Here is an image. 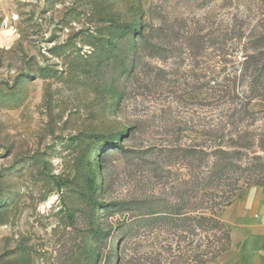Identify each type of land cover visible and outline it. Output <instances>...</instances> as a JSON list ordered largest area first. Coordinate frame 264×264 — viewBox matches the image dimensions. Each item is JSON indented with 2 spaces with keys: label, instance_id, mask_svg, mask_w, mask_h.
<instances>
[{
  "label": "rangeland",
  "instance_id": "rangeland-1",
  "mask_svg": "<svg viewBox=\"0 0 264 264\" xmlns=\"http://www.w3.org/2000/svg\"><path fill=\"white\" fill-rule=\"evenodd\" d=\"M243 28L264 0H0V264L232 263L192 219L219 209L210 154L240 129L264 166L263 117L229 118ZM233 179L264 190V168Z\"/></svg>",
  "mask_w": 264,
  "mask_h": 264
},
{
  "label": "trees",
  "instance_id": "trees-1",
  "mask_svg": "<svg viewBox=\"0 0 264 264\" xmlns=\"http://www.w3.org/2000/svg\"><path fill=\"white\" fill-rule=\"evenodd\" d=\"M114 26V25H111ZM140 24L133 23L124 26V31L132 33L133 35H137L135 38V42L139 43V39L147 38L148 35H142L141 31H139ZM242 45H241V56L238 60L233 59V56L229 54L231 60L228 62L232 64L234 67V72H239L238 76H234V79L239 81L240 84L244 87V90L239 93L238 95L242 96V99H238L239 102L232 104L230 118V124L237 128L238 124H242L244 121L248 119L251 121H255L257 117L264 119V106L257 111H251L249 109L251 103L256 100L257 98H261L263 101L264 99V31L263 32H251V30L247 31L246 28L242 29ZM111 38H108L102 43L105 47H113L115 48L114 42L111 41ZM134 48V45H133ZM153 49H158L157 46H153ZM233 93V94H232ZM232 95L237 97V94L232 91ZM236 139H232L230 149H223L218 147L217 149L213 150L210 156L214 157L210 169L208 168V181L210 184L218 187H228V191L225 194L220 193V196L215 197L217 199V203L212 201V205H217L219 209L210 210L209 214L206 218H202L201 216L195 215L192 221L198 225L200 222L206 221L207 228L211 229L213 232L219 233V236L216 237L217 246L215 250L221 249V245L231 240L230 238V230L229 226L221 221L219 218V212L221 209L229 206L235 199V192L237 191V185H235L236 179H233V176H238L246 172L257 171L258 169L264 168L263 164H250L249 161L245 159L244 153L251 146L248 137L245 133L244 129H240L236 132ZM259 146L264 144V134L259 135ZM121 139L120 136H114L110 138L109 143L114 145L117 144ZM183 153V156H201L207 157L209 156L206 152H195L192 150H180ZM244 152V153H243ZM198 153V154H197ZM248 159V158H246ZM250 160H257L258 158L251 157ZM247 161V162H246ZM96 168L98 167L96 162ZM262 167V168H261ZM232 180V184L229 182ZM230 185V187H229ZM90 189L92 191H96L98 189L95 177L92 176L90 181ZM154 215L156 212H147L145 215ZM157 215V214H156ZM160 220V219H169L174 221V218H169L168 215L166 216H154L152 220ZM221 247V248H220ZM198 261V260H196ZM207 261H203L205 264ZM202 263V262H201Z\"/></svg>",
  "mask_w": 264,
  "mask_h": 264
},
{
  "label": "crops",
  "instance_id": "crops-1",
  "mask_svg": "<svg viewBox=\"0 0 264 264\" xmlns=\"http://www.w3.org/2000/svg\"><path fill=\"white\" fill-rule=\"evenodd\" d=\"M220 212L236 250L230 264H264V190L253 187Z\"/></svg>",
  "mask_w": 264,
  "mask_h": 264
}]
</instances>
